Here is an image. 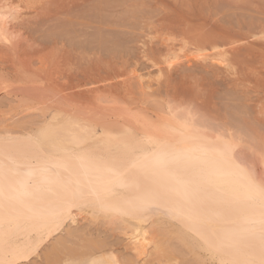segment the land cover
Returning <instances> with one entry per match:
<instances>
[{
	"label": "rangeland",
	"instance_id": "1",
	"mask_svg": "<svg viewBox=\"0 0 264 264\" xmlns=\"http://www.w3.org/2000/svg\"><path fill=\"white\" fill-rule=\"evenodd\" d=\"M1 9L8 18H0V136L22 137L57 111L60 120L84 119L97 134L109 126L174 133L207 119L212 141L240 138L264 151V0H0ZM224 50L229 70L206 58ZM173 57L179 59L170 69ZM175 111L187 118L176 119ZM243 150L264 175V153ZM162 209L153 206L150 213L161 215ZM87 211L76 210L82 217L53 234L71 240L63 249L73 247L76 259L90 243H104L100 249L119 256L121 264L143 263L127 224L92 219ZM163 214L157 218L164 227H179ZM166 229L164 242L173 240L164 247L172 255L151 257L154 264H217L201 242L185 234L169 238ZM70 232L75 237L69 239ZM52 236L38 256L20 264H44V252L60 247Z\"/></svg>",
	"mask_w": 264,
	"mask_h": 264
},
{
	"label": "bare ground",
	"instance_id": "2",
	"mask_svg": "<svg viewBox=\"0 0 264 264\" xmlns=\"http://www.w3.org/2000/svg\"><path fill=\"white\" fill-rule=\"evenodd\" d=\"M0 18H8V13L1 9ZM228 52L220 51L216 57L206 58L211 59L212 63L214 61L215 66L217 64L222 66L220 68L229 70L231 67L227 59ZM179 57H175L176 59L173 57V61L169 60L168 68L175 67L177 64L175 60ZM206 58L203 59L207 61ZM158 71L162 77L163 71L160 69ZM176 111L174 114L176 119L187 118L180 112L181 116L176 115ZM60 116L57 111L39 128L37 127L38 129L28 130L30 133L25 131L27 134L22 137L17 132L15 135L18 137H12L14 134L9 132V135L6 132L7 137L0 136V161L5 165L9 164L11 158L20 166V173L26 174L33 167L39 168L41 164L46 163L54 173V175L50 174L54 181L51 184H41L39 173L30 178L33 183L31 189L33 196L27 201L30 207L16 205L11 210L5 208L0 219V261L4 264L29 261L32 256L39 253L43 242L63 228L67 221L77 222L76 219L81 214H76L79 213L75 212L76 210L82 212L88 210L90 217H100L103 218L101 220L111 224L116 222L127 224L131 230L130 233L128 231L129 241L137 259L143 261L141 264H154L156 259L151 257L156 256L160 261L161 256L171 254L166 252L168 247L165 244L173 239L164 242L168 238L164 234L167 227H164L165 222L163 220L161 222V218H157L160 210H156L159 212L155 213L157 216L150 213L153 206L167 210L166 212L161 210L160 215L167 214L166 223L180 224L179 227L172 225L171 230H168L170 227L168 226L166 230L169 238H177L179 234L193 237L203 244V249L217 264H221V261L242 258L237 254L235 244L239 245L242 253L252 251L251 248L246 247L249 242L244 238L243 229L247 227V219L258 209L252 206L251 201L246 198V193L253 186H259L264 182V175H260L255 162L246 156L243 149L256 151L257 145L251 144L254 149L248 145V142L245 144L240 138L238 141L232 137L230 143L212 141L210 137L213 133H209V128V131H205V126H209L207 119L202 123L190 121L187 126H181V129L174 133L168 131L165 134L166 131L161 130L160 134L147 131L136 134L121 127L113 130L109 126L102 128L103 132L97 134L90 131L91 128L89 129L82 118L67 115L60 120ZM43 128H48L50 134L40 138L38 142L37 134ZM224 145L229 146L227 151H224ZM240 145H243L242 148H238ZM260 146H257V149ZM259 152L264 153L262 150ZM259 152L257 155H261ZM13 179H28V177L22 175ZM209 180L212 181L211 184L207 183ZM177 181L206 189L199 194L204 201L205 209L201 216L190 215L188 202ZM221 193L226 195V201L217 203L215 198ZM68 202H72L74 206L67 208L62 218L53 215L51 209L64 206ZM85 202L88 206L81 210L79 205ZM98 202L118 207L123 212L100 211L96 207ZM5 203L7 204V201ZM155 217L157 219H153ZM97 220L100 221L99 218ZM149 228L153 229L151 231L155 234H152ZM72 234L75 237L74 233H71L69 239ZM53 239L49 240V243ZM63 239L65 238H60L58 241L54 239L55 244L60 240L57 245L60 247H50V251L44 252L46 264H64L65 261H75L76 264H121L119 256L116 258L111 251L105 253L100 249L104 243L100 246L101 243L99 245L97 242L90 243L87 251L84 249L85 255L75 259L73 256L75 250L70 246L69 252L66 251L65 247L68 248V245L65 246L64 242L67 244L68 241ZM174 245H172L173 249L176 246ZM62 250L70 254L67 255L65 252L62 254ZM145 260L148 262L146 263Z\"/></svg>",
	"mask_w": 264,
	"mask_h": 264
},
{
	"label": "snow or ice",
	"instance_id": "3",
	"mask_svg": "<svg viewBox=\"0 0 264 264\" xmlns=\"http://www.w3.org/2000/svg\"><path fill=\"white\" fill-rule=\"evenodd\" d=\"M50 134L48 128H43L37 134V140L47 137ZM228 145H224V151H227ZM19 165H16L14 161L9 158V164L5 165L3 161H0V219L5 208L10 210L16 205L29 206L27 201L32 198L33 183L31 177L40 174L41 184H51L54 181L51 179L52 169L47 166L46 163L41 164L39 168L33 167L26 174H22L19 171ZM26 175L28 179H17L13 177ZM180 185V190L188 202V212L192 216H201L204 212V201L200 197V193L205 191L201 186L192 187L187 182L177 181ZM207 183L211 184L209 180ZM246 198L251 201L254 208L258 209L250 218L247 219V227L243 229L244 238L249 242L246 247L252 249L250 252H241L238 244H235L236 252L241 255L242 258L233 259L230 261H221V264H264V182L259 186H253L247 193ZM217 203H224L226 201V195L221 193L216 198ZM7 201V204L5 203ZM74 206L72 202H68L66 205L51 209L53 215L62 218L67 208ZM87 203L79 205L81 210L87 207ZM30 207V206H29ZM96 207L103 212H118L122 213L123 210L118 207H112L103 202H98ZM54 239H59L55 237ZM68 243H71L69 240ZM0 264H4L0 261ZM64 264H76L75 261H65Z\"/></svg>",
	"mask_w": 264,
	"mask_h": 264
}]
</instances>
